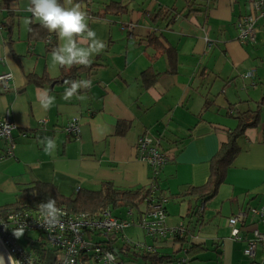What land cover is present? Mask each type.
Returning a JSON list of instances; mask_svg holds the SVG:
<instances>
[{
	"label": "crops",
	"instance_id": "0c3cea01",
	"mask_svg": "<svg viewBox=\"0 0 264 264\" xmlns=\"http://www.w3.org/2000/svg\"><path fill=\"white\" fill-rule=\"evenodd\" d=\"M106 1L82 5L95 36L74 37L78 47L87 48L93 39L103 45L87 56L100 66L67 84L58 80L69 67L53 62L45 39L29 38L30 24L25 20L40 23L27 10L30 0L13 2L8 8L0 0V74L10 72L13 77L7 90L0 86V119L8 114L15 125L11 154L0 159V206L16 201L22 189L35 182L49 183L63 196L82 188L98 189L103 181L120 188L147 185L152 170L137 159L136 149L138 137L146 135L159 138L160 150L172 155L157 176L169 197L165 223L187 227L188 242L196 245L189 251L186 243L149 237L138 225L146 217L141 204L137 212L125 208L120 213L126 218L125 211H131L132 222L124 235L168 257L152 261L132 248L118 253L117 264H264V246L256 248L253 258L247 257L243 253L246 240L233 239L227 223L246 207L264 206V30L258 22L257 45L242 46L236 27L237 20L250 12V4L247 0H200L210 8L188 13L185 0L181 7L179 0H120L126 5L122 12L102 14ZM58 2L69 8L67 0ZM71 4L75 5L73 0ZM172 5L177 11L167 20L160 15L152 20L154 10ZM8 10L17 13L10 31L3 26ZM151 31L174 48L171 57L141 43ZM48 33L59 47L57 33ZM9 39L11 46L6 44ZM149 67L157 75L145 88L140 76ZM250 71L253 74L245 77ZM30 73L53 82L36 85L29 82ZM73 83L79 86L65 99ZM44 93L54 98L47 108ZM258 108L263 109L258 121L236 140L239 150L223 182L203 202L200 218L196 214L191 219L190 202L173 196L207 181L211 158L238 124L234 115ZM72 118L79 122L77 138L63 130ZM43 131L45 137L40 135ZM46 138L54 141L51 147ZM8 146V139L0 137V157ZM240 222L236 227L243 236L250 237L246 231L253 228L264 231V224L250 227ZM115 237L106 238L119 250L122 241ZM78 264L100 263L81 258Z\"/></svg>",
	"mask_w": 264,
	"mask_h": 264
},
{
	"label": "trees",
	"instance_id": "16d2710c",
	"mask_svg": "<svg viewBox=\"0 0 264 264\" xmlns=\"http://www.w3.org/2000/svg\"><path fill=\"white\" fill-rule=\"evenodd\" d=\"M17 1L19 0H1V2L4 3L6 8H8L11 5V3L17 2ZM204 1H208V2L213 1L214 3L215 0H204ZM251 1L252 0H247V2L250 4V12L248 14L241 16L237 20L236 27H237V41L240 43V45L242 46L251 45L252 47H254L257 45V42L255 40V35H254L253 41H250L249 39H247L245 42H242L240 41L241 39L239 38V30H238V25L240 24V22H242V20H244L248 15L254 14ZM73 2L75 4L80 5L82 3H87L89 1L73 0ZM125 6L126 5L124 4V1L122 2L120 0H110L108 3L103 4L102 14H107V13L118 14L125 9ZM185 7L188 13H194V12H198V11L210 8L209 5H207L204 2L203 3L199 2V0H185ZM176 11L177 10L174 5L170 7H166L165 9L159 8L158 10H154L152 12V20H156V18L159 15L162 16L163 19L167 20L168 16H171L172 12L176 13ZM175 13L172 15V17H175ZM16 16H17V13L10 11V10H8L5 13L3 17V26L5 27L6 31H10L13 25V20ZM258 22H260V25L262 29L264 30L263 24L260 21V19H257L255 23V29L257 25L259 24ZM133 26L134 25H131V28H133ZM28 35H29V38L31 39H39V40L45 39L47 49L50 51H53L54 49L57 48L55 41H53L55 40L53 34H49L48 30L42 27L40 23L31 22L28 28ZM163 40H164L163 36L159 35L155 31H151L147 36L141 39L142 41L141 43H143L146 47H151L152 49H154L155 52L166 53L168 57H171L172 51H174V48L169 45L163 44ZM206 42L208 46L211 47L212 43L208 41V39ZM6 44L11 46L12 40L11 39L7 40ZM99 66L100 64L97 62H90L88 65L73 63V65L69 67L67 70L63 69V75L62 77H60L58 81H62L65 83L67 82V84H71L72 81L76 80V77L78 78V80H81L83 75H87L91 73L93 70H95ZM252 74H253V71H250L246 74L245 77H250ZM156 75L157 73L153 72V70L150 67L144 70L140 76L142 86L145 88L149 87L150 84L152 83V80L154 79ZM27 77L29 79V82L34 83L36 85H42L43 82H47V83L53 82V80L48 77H44V76L37 77L35 74H31V73L28 74ZM261 102L264 103V97L262 98ZM262 110L263 109L258 108V110L245 109V110L238 111L234 115L238 121L237 126L227 134L226 141L221 143L219 149L211 158L210 173H209L207 181L203 185H200V186L191 185L182 193H179L173 196V198H178L180 200H187L188 202H190L187 214L189 217H192L191 219H193V217H195L196 214L200 218L201 216L200 214L203 208L202 206L203 202L207 200L208 198H210L216 191L217 186L221 182H223L226 170L229 168L232 160L235 158V156L238 153L239 147L236 142L237 138L244 132V130L247 127L253 126L258 121L259 113ZM71 137L77 138L78 136L75 137L71 135ZM158 142H159L158 147H157L158 150L161 151L162 153H165L168 156L167 162H169V160H171L172 158L171 153L160 150L161 144H160L159 138H158ZM157 176L158 175L152 174L150 178V182L147 185L131 187V188H120V187L115 186L111 181H103L98 189L82 188V189H79L75 194L70 195V196L61 195L56 190V188L53 187L49 183L35 182L23 188L22 193L20 195L21 197L18 198L16 201L10 204L0 206V212H5V210L7 209L18 207V206H25L26 208H33L41 202L45 204L48 202L49 199H52V200H55L57 208L65 209L67 212H69V214H78V213L85 212V213H88L89 217L96 218V217H99L106 210H109V212H111L113 216L120 218V219L127 220L129 216H127L126 218H121L120 216L121 215L120 213L123 212V209L140 208L141 204L145 205L144 202L147 199H155V201H161V200L169 198L168 196L163 194L164 190L160 186V181ZM154 187L155 189H153ZM253 207L254 206H249L243 210V212L246 213V217L243 220H240L241 221L240 223L241 224L243 223L242 225H245L246 223H248V226L252 227L256 223L264 224L259 220V218L253 219L252 214L250 213ZM247 216H250L252 218V221L247 219L248 218ZM194 220H196V218ZM194 222L191 221V223H194ZM186 228L184 230V227H183V232L181 234L177 233L173 235L172 237L161 238L158 240L163 241V242L171 241L173 243H179L181 245L186 243V246L188 247V250L190 251L192 248L195 247L196 244L188 242L189 239H187L186 235L187 234L190 235V234L187 233L188 230ZM254 229L255 228L246 231L247 233L250 234V237L243 236L239 232V234L242 237L241 240L242 239L246 240V246L248 243V239L252 237V231ZM259 231L264 232L261 230ZM110 235H115V234L114 233L109 234V237ZM118 237L122 241L121 247L118 248L119 250H115V247L108 244L110 241L109 238L105 237V240H99L97 242L106 243V248L114 250L116 254H118L119 252H121L122 254H126L127 251L131 250L132 248L134 249V246L127 245L126 241L122 238V236L116 233L115 238H118ZM258 246H264V244H258L257 247ZM152 247H153V250L151 251L141 252L145 258L152 260V261H155V260L161 261L163 260V258L168 257L156 251L154 246ZM33 249L37 250V253L35 255L36 259L38 261H43L42 259L45 255L43 253L45 252V248L43 247V244L39 243V247L33 248ZM244 249H243V253H244ZM87 259H88V256L82 257V260H87ZM251 264H253V262H251Z\"/></svg>",
	"mask_w": 264,
	"mask_h": 264
},
{
	"label": "built area",
	"instance_id": "2783aa9c",
	"mask_svg": "<svg viewBox=\"0 0 264 264\" xmlns=\"http://www.w3.org/2000/svg\"><path fill=\"white\" fill-rule=\"evenodd\" d=\"M253 15H248L238 25L240 41L245 42L247 39L254 40L255 23L257 19L263 24L264 28V0H252ZM210 48V46H208ZM12 80V74L5 72L0 74V86L7 90L9 82ZM15 125L8 114L0 119V137L8 139L9 146L6 149L5 157L11 154V148L14 140L11 135ZM65 133L75 137L79 134V122L77 118H72L70 122L63 127ZM158 140L144 135H140L136 142L137 158L146 163L153 169V175L157 174L168 161V156L158 150ZM155 189V187L153 188ZM164 201H155V199L145 200L146 217L140 220V226L145 230L149 237L161 239L172 237L177 233H182L181 227L171 228L165 224ZM44 204L43 202L39 203ZM36 205L33 208L18 206L0 212V243L7 256L11 255L20 264H78L82 257L88 256V260L96 261L101 264H117L116 255L106 247L94 241L91 236L95 233L107 235L108 233H120L128 225V220L120 219L111 214L109 210L103 212L99 217H89L88 213L69 214L65 209L59 208L63 215L60 217L59 224L54 227L47 228ZM252 217L257 216L264 223V206L253 207L250 211ZM130 211L126 212L129 215ZM242 216V217H241ZM246 217L243 212L237 216L227 219V223L232 228L231 236L235 240H241V235L236 224ZM21 225L25 226L24 232L37 231L42 235L48 246L60 251L50 263L38 261L35 255L23 248L14 238V230ZM258 244H264V232H260L257 228L252 231V237L248 239L244 254L253 258L255 249ZM140 249L151 251L152 248L142 244H136Z\"/></svg>",
	"mask_w": 264,
	"mask_h": 264
},
{
	"label": "clouds",
	"instance_id": "9594fccd",
	"mask_svg": "<svg viewBox=\"0 0 264 264\" xmlns=\"http://www.w3.org/2000/svg\"><path fill=\"white\" fill-rule=\"evenodd\" d=\"M27 10L33 14V17L40 22L42 27L46 28L49 32L57 33L61 45L52 52V60L54 63L68 67H71L73 63L88 65L90 63L87 59L89 51L103 47L102 44H98L94 39L87 48L78 47L77 39H74V37L87 39L95 36V32L88 28L86 22L87 14L80 10L79 4L66 8L58 0H30V6ZM25 23L30 24L31 21L25 20ZM78 86L77 83H73L71 90L66 91L64 98H70ZM43 99L46 101L43 103V106L47 108L54 98H47L44 93ZM46 143L51 147L54 141L46 138ZM45 152H48L47 148H45ZM38 207L44 221L42 223L44 226L50 228L59 224L63 212L56 207L55 200L49 199L47 203L40 204ZM24 230L25 226L21 225L14 230L13 234L19 238L23 235ZM8 261L9 264H20V261L11 255H9ZM0 264H5L3 255H0Z\"/></svg>",
	"mask_w": 264,
	"mask_h": 264
},
{
	"label": "rangeland",
	"instance_id": "374dc122",
	"mask_svg": "<svg viewBox=\"0 0 264 264\" xmlns=\"http://www.w3.org/2000/svg\"><path fill=\"white\" fill-rule=\"evenodd\" d=\"M87 1H91V0H87ZM110 0H107L106 3H108ZM126 1V0H124ZM158 1V0H157ZM159 1H162V0H159ZM184 0H179L178 2V7H181L182 4H183ZM200 2V0H199ZM67 3H68V6L69 8L74 6V4H71L70 5V0H67ZM185 3V2H184ZM76 5V4H75ZM80 10L85 12L83 9H82V5H85V3H82L80 4ZM96 8V7H95ZM85 9V8H84ZM109 17H111V15H107ZM86 22L88 24V17H86ZM13 78V77H12ZM17 199V197L15 198ZM144 208V210L146 209V206L143 205L142 206ZM141 208V207H140ZM139 208H133V211L134 212H137ZM15 240L17 241V243L19 245H21L23 248H25L26 250H29L31 251L34 255H36L37 253V250L36 249H33V248H37L39 247V243H42L43 244V247L45 248V252H43L45 255L43 257V261L44 263H50L55 256H58L60 251L50 247L47 245L46 241L44 239H42V235L40 232H37V231H28V232H24L23 235L19 238L15 237ZM100 238V236L98 235H93V240L94 241H98ZM172 247V246H171ZM0 249L2 251V247H1V243H0ZM5 251L3 250V254H4V257L8 258L6 253H4ZM95 263H97L96 261H93ZM101 264V263H100Z\"/></svg>",
	"mask_w": 264,
	"mask_h": 264
},
{
	"label": "bare ground",
	"instance_id": "6f19581e",
	"mask_svg": "<svg viewBox=\"0 0 264 264\" xmlns=\"http://www.w3.org/2000/svg\"><path fill=\"white\" fill-rule=\"evenodd\" d=\"M43 132H45V131H43ZM138 159V158H137ZM150 167V166H149ZM151 168V167H150ZM162 169V168H161ZM151 170H152V174H153V169L151 168ZM158 173H159V171H158ZM158 173L156 174V175H158ZM152 176V175H151ZM165 201H164V209H165V202L167 201V199H164ZM144 204L146 205V202H144ZM146 208H147V205H146ZM127 211H130V209L129 210H127ZM83 213H85V212H83ZM125 213H126V211H125ZM130 214H131V211H130ZM130 214L129 215H127V216H130ZM145 215H146V209H145ZM165 215H166V213H165ZM142 219V218H141ZM140 219V220H141ZM128 220V222H129V225L131 224V220L128 218L127 219ZM140 223V222H139ZM138 223V225L140 226V224ZM166 224V223H165ZM128 225V226H129ZM167 225V224H166ZM127 226V227H128ZM168 226V225H167ZM126 227V228H127ZM141 227V226H140ZM168 227H170V226H168ZM176 227H181V229L183 230V226L182 225H179V226H176ZM176 227H171V228H176ZM125 228V229H126ZM124 229V230H125ZM124 230L122 231V232H120V233H118L119 235H121L122 236V238L126 241V243H127V245H130V246H134V249H137V250H139V251H147V250H145V249H140V248H138L137 246H136V244H142V245H144V246H149V247H151L152 248V250H153V247L151 246V245H146V244H144V243H136V242H133V241H131L127 236H125L124 235ZM96 235H98V236H103L104 238L105 237H107V236H109V234H113V232L112 233H108L107 235H102V234H100V233H95ZM115 235H116V233H114ZM153 239H155V238H153ZM156 240H158V239H156ZM99 241V240H98ZM99 244H101L102 246H104V247H106V243H100V242H98ZM108 249V248H107ZM109 250H111L115 255H116V257H117V262L120 260V258L118 257V254H116L115 253V251L114 250H112V249H109ZM2 252H3V250H2ZM5 253V252H4ZM8 257V256H7ZM6 258V257H5ZM6 261H7V264H9V261H8V258H6Z\"/></svg>",
	"mask_w": 264,
	"mask_h": 264
},
{
	"label": "water",
	"instance_id": "95a60500",
	"mask_svg": "<svg viewBox=\"0 0 264 264\" xmlns=\"http://www.w3.org/2000/svg\"><path fill=\"white\" fill-rule=\"evenodd\" d=\"M45 133L46 132H40V135H42L43 137H45ZM2 247V246H1ZM2 250H4V248L2 247ZM5 251V250H4ZM6 255H7V252L5 251ZM0 255H3L4 257V254L2 253L1 249H0ZM4 261H5V264H7V261H6V258L4 257Z\"/></svg>",
	"mask_w": 264,
	"mask_h": 264
}]
</instances>
